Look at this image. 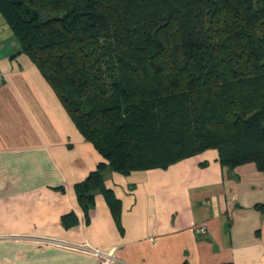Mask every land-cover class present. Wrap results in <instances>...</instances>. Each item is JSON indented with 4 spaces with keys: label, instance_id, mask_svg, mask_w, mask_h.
I'll list each match as a JSON object with an SVG mask.
<instances>
[{
    "label": "trees",
    "instance_id": "obj_1",
    "mask_svg": "<svg viewBox=\"0 0 264 264\" xmlns=\"http://www.w3.org/2000/svg\"><path fill=\"white\" fill-rule=\"evenodd\" d=\"M0 14L104 159L78 185L84 211L108 171L207 150L264 173V0H0Z\"/></svg>",
    "mask_w": 264,
    "mask_h": 264
},
{
    "label": "crops",
    "instance_id": "obj_2",
    "mask_svg": "<svg viewBox=\"0 0 264 264\" xmlns=\"http://www.w3.org/2000/svg\"><path fill=\"white\" fill-rule=\"evenodd\" d=\"M0 72V264H102L80 246L114 252L113 264H264L254 163L231 169L207 150L167 168L108 171V192L95 189L84 211L78 185L104 159L1 14ZM69 214L77 224L66 228Z\"/></svg>",
    "mask_w": 264,
    "mask_h": 264
},
{
    "label": "built area",
    "instance_id": "obj_3",
    "mask_svg": "<svg viewBox=\"0 0 264 264\" xmlns=\"http://www.w3.org/2000/svg\"><path fill=\"white\" fill-rule=\"evenodd\" d=\"M5 80H6L5 75L2 72H0V85H2L5 82ZM199 230L202 234H206L208 231L207 226L204 224L199 227ZM78 248H82L86 251L93 252V254L100 256L103 260L102 264H113L117 260L114 252H111V251L110 252H104L102 250H97V249L91 250V249H88L84 246H80Z\"/></svg>",
    "mask_w": 264,
    "mask_h": 264
}]
</instances>
